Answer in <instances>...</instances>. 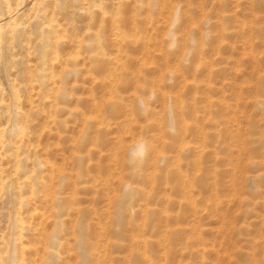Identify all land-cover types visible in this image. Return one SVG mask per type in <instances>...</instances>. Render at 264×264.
<instances>
[{"label":"rangeland","instance_id":"1","mask_svg":"<svg viewBox=\"0 0 264 264\" xmlns=\"http://www.w3.org/2000/svg\"><path fill=\"white\" fill-rule=\"evenodd\" d=\"M0 24V264H264V0Z\"/></svg>","mask_w":264,"mask_h":264},{"label":"bare ground","instance_id":"2","mask_svg":"<svg viewBox=\"0 0 264 264\" xmlns=\"http://www.w3.org/2000/svg\"><path fill=\"white\" fill-rule=\"evenodd\" d=\"M19 10H20V9H19ZM19 10H17V11H19ZM11 11H12V10H11ZM21 11H22V10H21ZM20 13H21V12H20ZM8 14H9V12H8ZM4 20H5V21L2 22V24H3V23H6V24H7V23H9V21L11 20V18H10V16H7L6 18H4ZM10 22H11V21H10ZM6 24H5V25H6ZM0 25H1V24H0ZM1 26H2V25H1ZM3 26H4V25H3ZM23 250H24V248H23Z\"/></svg>","mask_w":264,"mask_h":264}]
</instances>
